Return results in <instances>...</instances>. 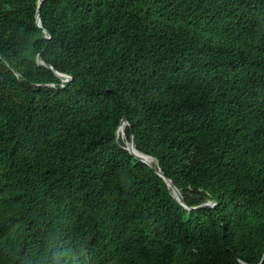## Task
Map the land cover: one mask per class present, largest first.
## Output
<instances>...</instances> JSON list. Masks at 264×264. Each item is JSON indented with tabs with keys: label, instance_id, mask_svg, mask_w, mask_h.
I'll return each mask as SVG.
<instances>
[{
	"label": "trees",
	"instance_id": "trees-1",
	"mask_svg": "<svg viewBox=\"0 0 264 264\" xmlns=\"http://www.w3.org/2000/svg\"><path fill=\"white\" fill-rule=\"evenodd\" d=\"M263 253L264 0H0V264Z\"/></svg>",
	"mask_w": 264,
	"mask_h": 264
},
{
	"label": "water",
	"instance_id": "water-1",
	"mask_svg": "<svg viewBox=\"0 0 264 264\" xmlns=\"http://www.w3.org/2000/svg\"><path fill=\"white\" fill-rule=\"evenodd\" d=\"M42 1L43 0H39V3H41ZM38 10H39V6L37 7V11H36V23H37L38 27H41L40 18H39V11ZM43 32L45 34V37L49 38L47 32L45 30H43ZM37 60L39 61V63L43 64L42 61H41V59H40V56L37 57ZM43 65H45V64H43ZM45 66H47L50 69H52V67L50 65H47L46 64ZM54 72L63 81H69L71 79V77L68 76V75H66V74H62V73H59L57 71H54ZM127 125H128L127 119H126L125 116H123L122 119H121V121H120V123H119V126H118V128L116 130V137L117 138H118V135H119L118 134L119 128H124ZM125 149L128 150L137 160H139L143 164L148 165L150 168H152L155 171L156 174H158L159 176H161L165 180V182L167 183V185L169 187H171L173 193L176 196V199L179 201V203L182 206H184L187 209H191L192 208V207H189V206H187L185 204V202L183 200V197L181 196L179 190L175 187V185L172 183V181L169 178L165 177V175L163 174V172L156 166V163L154 162V159L151 156L146 155V154H143V153L139 152L137 149H135V147L133 146V143H132L131 140L128 142V144L125 147ZM149 158L153 159V161H149L148 160ZM213 205H214V203L208 201V202H204V203H202V204H200V205H198V206H196L194 208L207 207V206H213ZM263 261H264V253H263L262 258H261V260H260V262L258 264H262ZM241 263L242 264H245L243 262H241Z\"/></svg>",
	"mask_w": 264,
	"mask_h": 264
},
{
	"label": "bare ground",
	"instance_id": "bare-ground-1",
	"mask_svg": "<svg viewBox=\"0 0 264 264\" xmlns=\"http://www.w3.org/2000/svg\"><path fill=\"white\" fill-rule=\"evenodd\" d=\"M125 129V128H124ZM123 132V128H119V130H118V134L120 135V133H122ZM149 161H153L151 158H149L148 159Z\"/></svg>",
	"mask_w": 264,
	"mask_h": 264
},
{
	"label": "rangeland",
	"instance_id": "rangeland-1",
	"mask_svg": "<svg viewBox=\"0 0 264 264\" xmlns=\"http://www.w3.org/2000/svg\"><path fill=\"white\" fill-rule=\"evenodd\" d=\"M120 135H121V136H123V132H122V133H120ZM152 160H153V159H152Z\"/></svg>",
	"mask_w": 264,
	"mask_h": 264
}]
</instances>
